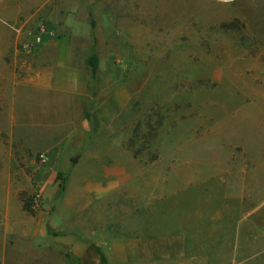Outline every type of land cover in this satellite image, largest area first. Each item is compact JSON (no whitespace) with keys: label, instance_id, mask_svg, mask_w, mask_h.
<instances>
[{"label":"rangeland","instance_id":"374dc122","mask_svg":"<svg viewBox=\"0 0 264 264\" xmlns=\"http://www.w3.org/2000/svg\"><path fill=\"white\" fill-rule=\"evenodd\" d=\"M20 2L0 264H231L264 229V0Z\"/></svg>","mask_w":264,"mask_h":264},{"label":"crops","instance_id":"0c3cea01","mask_svg":"<svg viewBox=\"0 0 264 264\" xmlns=\"http://www.w3.org/2000/svg\"><path fill=\"white\" fill-rule=\"evenodd\" d=\"M37 0H27V2H32ZM4 6L1 7L4 11H8V14L12 15V23L8 25L3 24L2 29H0V42L5 43L7 45L6 49H0V60L3 62V58L5 57H11L13 59V62L15 60L16 56V51L12 49L13 51L10 50L11 42H13V37L14 33V25L17 22L16 16L21 10V2L20 0H14L12 3L9 4H3ZM44 3H35V5H32L33 9H35L36 12L40 11L41 8L43 7ZM71 37H75L74 34H70ZM72 51L74 50L73 47L71 46L70 49H67ZM63 51V50H61ZM94 54H91L93 56ZM90 56V57H91ZM95 56V55H94ZM89 57V58H90ZM96 57V56H95ZM89 58H87V63ZM89 64V63H88ZM260 196H257L256 198L253 197L254 201H258L257 205H254L253 208L249 211L248 216H255L256 213L264 208V193H260ZM248 199H252L249 198ZM221 210H224L223 208H219ZM231 211V210H230ZM227 214L233 215L235 214V211L228 212ZM249 234L246 238V240L243 239L242 236L239 235V231L235 232V235L233 236L231 242H230V247L229 251L226 253L222 252V247L221 244L219 246H215L214 248L219 250L220 252L217 253L219 258L221 257H227L231 260V264H256V262L264 264V229L261 228L259 225L250 223L249 226ZM221 249V250H220ZM245 251V252H243ZM243 252V253H242Z\"/></svg>","mask_w":264,"mask_h":264},{"label":"trees","instance_id":"16d2710c","mask_svg":"<svg viewBox=\"0 0 264 264\" xmlns=\"http://www.w3.org/2000/svg\"><path fill=\"white\" fill-rule=\"evenodd\" d=\"M97 58L93 55L89 58L88 63L92 68V72L94 73L95 69H96V60ZM23 210L31 213V210L29 209V206L26 203H23Z\"/></svg>","mask_w":264,"mask_h":264}]
</instances>
